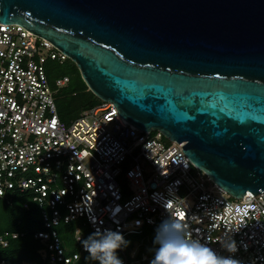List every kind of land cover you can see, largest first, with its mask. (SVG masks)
<instances>
[{"label": "built area", "instance_id": "built-area-1", "mask_svg": "<svg viewBox=\"0 0 264 264\" xmlns=\"http://www.w3.org/2000/svg\"><path fill=\"white\" fill-rule=\"evenodd\" d=\"M67 58L21 24L0 23V197L28 193L44 208V228L35 233L43 264H99L86 258L85 227L134 235L119 258L150 264L157 247L150 230L170 216L164 202L184 215L189 238L240 264H264V193L233 197L192 164L184 142L140 130L113 102L62 120L56 97L70 77H57L53 86L48 64ZM75 221L79 249L68 252L56 226ZM19 235L1 234L0 245ZM225 241L237 250L229 252Z\"/></svg>", "mask_w": 264, "mask_h": 264}, {"label": "water", "instance_id": "water-1", "mask_svg": "<svg viewBox=\"0 0 264 264\" xmlns=\"http://www.w3.org/2000/svg\"><path fill=\"white\" fill-rule=\"evenodd\" d=\"M125 121L236 198L264 193V0H0Z\"/></svg>", "mask_w": 264, "mask_h": 264}, {"label": "trees", "instance_id": "trees-1", "mask_svg": "<svg viewBox=\"0 0 264 264\" xmlns=\"http://www.w3.org/2000/svg\"><path fill=\"white\" fill-rule=\"evenodd\" d=\"M48 67V74L67 75L70 77L69 84L60 89L56 102L62 120L70 121L79 116L82 110L102 102L87 86L83 80L76 64L67 58L64 62L51 61ZM67 65L69 74H57L60 67ZM58 76V77H59ZM67 106L66 110H62ZM25 203L29 207H25ZM42 210L44 208L29 197L28 193L14 192L7 198L0 197V235L6 232H19L18 238L7 236L9 244L6 247L0 245V261L4 264H43L40 250L43 249L42 241L35 237L38 230L44 228ZM78 222L64 223L56 226L63 245L68 252L77 251L79 246L74 243L73 231ZM87 236L91 235L87 227L84 228ZM153 236V241H154ZM87 258V257H86Z\"/></svg>", "mask_w": 264, "mask_h": 264}, {"label": "clouds", "instance_id": "clouds-1", "mask_svg": "<svg viewBox=\"0 0 264 264\" xmlns=\"http://www.w3.org/2000/svg\"><path fill=\"white\" fill-rule=\"evenodd\" d=\"M170 213L156 229L153 243L157 245L150 264H240L230 257L217 255L199 239H191L184 215L173 214L172 206L164 202ZM83 248L89 254L88 259L99 261V264H124L118 251L129 243L119 231L109 229L96 231L83 240ZM229 252L237 250L235 241H225Z\"/></svg>", "mask_w": 264, "mask_h": 264}, {"label": "rangeland", "instance_id": "rangeland-1", "mask_svg": "<svg viewBox=\"0 0 264 264\" xmlns=\"http://www.w3.org/2000/svg\"><path fill=\"white\" fill-rule=\"evenodd\" d=\"M50 63V62H49ZM50 64H48V66H49ZM49 68H50V66H49ZM70 73V70H69V67L66 65H62L61 67H60V72L59 73H57V74H69ZM59 75H49V78H50V82H51V84L54 86V81H55V79L58 77ZM66 108H68L67 106H65V107H63L62 108V110L64 111V110H66ZM64 121H66L67 123L69 122L68 120H64ZM150 234L152 235V236H154L155 237V235H156V230H150ZM125 240L126 241H128L129 243L127 244L128 246H133L134 244H135V242H136V237L134 236V235H132V236H130V237H127V238H125Z\"/></svg>", "mask_w": 264, "mask_h": 264}, {"label": "snow or ice", "instance_id": "snow-or-ice-1", "mask_svg": "<svg viewBox=\"0 0 264 264\" xmlns=\"http://www.w3.org/2000/svg\"><path fill=\"white\" fill-rule=\"evenodd\" d=\"M178 214L183 215L182 213H178Z\"/></svg>", "mask_w": 264, "mask_h": 264}]
</instances>
